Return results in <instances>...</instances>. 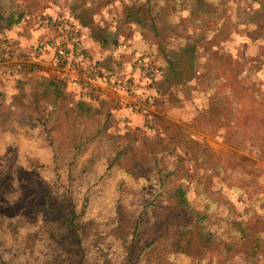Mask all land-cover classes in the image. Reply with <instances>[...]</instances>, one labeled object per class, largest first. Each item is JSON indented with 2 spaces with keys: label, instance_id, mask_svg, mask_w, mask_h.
<instances>
[{
  "label": "rangeland",
  "instance_id": "rangeland-1",
  "mask_svg": "<svg viewBox=\"0 0 264 264\" xmlns=\"http://www.w3.org/2000/svg\"><path fill=\"white\" fill-rule=\"evenodd\" d=\"M21 11L37 28L46 15L108 40L101 69L135 32L153 48L136 57L160 71L194 42L192 80L151 84L190 87L199 113H154L125 131L104 98L75 118L82 95L49 92L48 66L0 77V264H264V0H0V45L22 46L5 39L15 26L5 19ZM219 18L229 26L215 40L204 31ZM157 179L170 196L146 210ZM177 187L194 213L175 202ZM67 220L82 251L68 247L78 236ZM210 225L223 228L202 236Z\"/></svg>",
  "mask_w": 264,
  "mask_h": 264
},
{
  "label": "built area",
  "instance_id": "built-area-1",
  "mask_svg": "<svg viewBox=\"0 0 264 264\" xmlns=\"http://www.w3.org/2000/svg\"><path fill=\"white\" fill-rule=\"evenodd\" d=\"M41 25L47 30L44 39L37 40L29 46L11 47L0 45V77L9 78L23 71L37 70L43 63V53L47 47L53 52L46 66L51 69L52 76L64 84L78 89L95 90L98 78H107L106 86L125 96V104L133 115L142 116L145 123H151L152 110L148 98L139 97L138 82L131 76H126L124 64H116L115 73L106 72L99 68L82 42L79 28L68 22L49 20L46 15L40 16ZM55 30V37L49 32ZM49 34V35H48ZM131 65V64H130ZM132 65L142 71L144 78L152 83L156 80L157 72L150 66L148 58L136 57ZM156 78V79H155Z\"/></svg>",
  "mask_w": 264,
  "mask_h": 264
},
{
  "label": "crops",
  "instance_id": "crops-1",
  "mask_svg": "<svg viewBox=\"0 0 264 264\" xmlns=\"http://www.w3.org/2000/svg\"><path fill=\"white\" fill-rule=\"evenodd\" d=\"M22 22L24 23H22L24 26H22L20 22L13 28L7 30V38L5 39H9V41L12 42H19V44L26 47L33 44L37 36H44V34H46L47 32V30L43 26L41 28H37L35 23L33 24L31 22L29 23L25 21ZM55 32V30L50 29L49 33L55 37ZM82 42L87 50H89L88 52L90 56H92L91 58L94 57L93 59L95 60L108 58V56L106 55L110 53L109 50L105 49L104 47L101 48L99 46V43L94 42L92 39L85 38V36L82 38ZM150 50H153L150 43H146V40H144L140 32H135L126 44L120 45L119 47H114L113 53L114 55H118L114 58L115 61L117 63L121 62L122 64H124V66L122 67L123 70L121 69L120 71L127 77H133L138 82L139 97L148 98L152 114H159L161 116H164L165 118H169L178 122L186 121L188 118L190 119L194 116H197V114L199 113V108H197V105L193 99V94L191 93L192 90L190 87H188L187 89L185 88L184 90L172 87V89L168 92H165L163 90L159 92L157 91L155 85L150 84L144 78L142 71L132 65V61L130 65V60H132L134 57L136 58V55L138 53H144V51ZM52 52V47H47L45 49L42 56L43 63L41 66H46V64L48 63L47 61L50 60L52 56ZM115 72L116 70L114 69V72L112 73ZM106 82V77L101 76L100 78H98L96 89H100L99 92L92 90V92L87 94L88 91L86 92V90L78 89L77 87L72 85H67L66 90L73 89L75 90L74 93L77 94L76 96L82 95V97L80 96V98L88 101H94L96 97L108 100L109 104H112L113 106V115L118 119V126L120 127V129L128 131L133 129L137 130V128L139 127L146 128V126H144L145 120L142 116L133 115L129 112L125 104V96L113 89L108 88L106 86ZM190 85H194L193 81L190 83Z\"/></svg>",
  "mask_w": 264,
  "mask_h": 264
},
{
  "label": "trees",
  "instance_id": "trees-1",
  "mask_svg": "<svg viewBox=\"0 0 264 264\" xmlns=\"http://www.w3.org/2000/svg\"><path fill=\"white\" fill-rule=\"evenodd\" d=\"M24 15L25 14L21 11L16 18H12L11 16L7 17L5 19L6 26L19 24L23 20ZM224 21L221 18H219L218 21L216 22V25L211 29L205 30L204 34L207 35L208 33L213 32V34H212L213 39H215V40L216 39H222L225 36L222 34V28L229 26L228 24H226V21H225V23H224ZM75 26L80 27V26H78V24H75ZM94 38L96 40H98L97 42L103 47L106 45V43L108 41V40H103L100 38L98 39L97 37H94ZM113 43H116V42L114 41ZM176 53H177L176 59H173L171 57L166 56L164 63H162L160 65V67H162L163 71L165 72L164 74H162V68L160 71L159 68L155 67V65L149 60V63H150L152 70L154 72L158 73L156 75V78L159 77L158 79L155 78L156 80L153 81L154 83L152 82L153 84H155V82L159 81L161 79V77H163V76L165 78V82L167 80L169 81L168 84L170 86L178 85V84H185L194 78L195 70H197L196 65H195V60L197 59V56H196V52H195L194 42L190 43V44H186L185 46H183L180 49L179 53L178 52H176ZM164 55H163V57H164ZM182 56H184V57H182ZM139 58H140V55H139ZM134 60H135V57L131 61L133 62ZM95 61H97V60H95ZM116 64H121V62L117 63L116 61H114L112 68H110V69L104 68L105 71L106 72H111V71L114 72V69H115L114 65H116ZM183 64H186V66H184V69L182 70ZM177 66H178V68H177ZM31 71H34V70H31ZM31 71H27V72H31ZM169 71H171V74H169ZM24 72H26V71H23V73ZM20 73H22V72H20ZM20 73H18V74H20ZM49 78L50 79L48 82V85H49L48 91L54 92L55 95L57 96V98L60 96H63V97L67 96L65 91H64V88L67 86V84H64L61 81L56 80L53 76H50ZM83 90H86V92L88 91L87 94L92 92V90H88V89H83ZM161 90H163V88L159 89L157 86V91L161 92ZM165 90H167V89L165 88ZM86 102L88 103V101L85 99H79V101L76 103V106L78 108L72 113V115L75 118L82 117L84 115L85 116H91L92 115V113L94 112L93 108L90 105H88ZM151 124H152V121H151V123H146V126H149ZM162 183H163V181H161L160 179H157V182H155L154 186H157L158 190L153 195L151 201L148 204H145L144 209L148 210L149 207H150L149 208L150 210H156V211H161V209H164V204L167 201L166 197L168 195L170 196V194L169 193L167 194L162 189ZM144 184H146V183L144 182ZM142 187H144V185ZM174 193H175V202H177V204L182 208V210L187 209L190 211L189 213H194V210L190 208V205L188 204V201L186 199L185 190L182 189V187H177ZM143 213H144V210L141 211V215H143ZM198 215H196V216H198ZM208 216L209 215L207 213L202 214L200 216L201 222L204 219L208 218ZM73 221L74 220H69V221L67 220V222L69 224V228L72 231V235L78 236V239H77V243L71 242L68 245V247H70V245L71 246H78V247H80V249L82 251V247L80 244L81 243L80 232H79L78 228H76L75 223ZM139 226L140 225L137 224L136 227H139ZM220 228H223V227L210 225V226H205V227L202 226V228H199V229L202 232L201 233L202 236L207 237V238H211V236L214 235V233L211 234V231L215 232L217 229H220ZM236 234L240 235V233L238 231L236 232ZM71 238L73 239V237H71ZM71 238H70V240H71Z\"/></svg>",
  "mask_w": 264,
  "mask_h": 264
}]
</instances>
